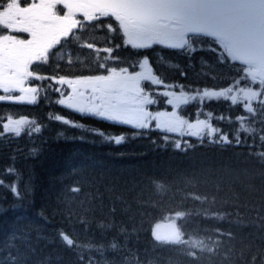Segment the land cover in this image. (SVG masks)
<instances>
[{
    "label": "snow or ice",
    "instance_id": "obj_1",
    "mask_svg": "<svg viewBox=\"0 0 264 264\" xmlns=\"http://www.w3.org/2000/svg\"><path fill=\"white\" fill-rule=\"evenodd\" d=\"M0 92V101L29 104L55 96L50 103L82 120L130 133L53 114L80 131L73 139L215 153L183 167L81 161L48 186L31 173L25 180L13 159L14 179H0L11 197L0 200V264H177L176 254L187 264H236L237 253L264 264V0H0ZM212 102L238 114L214 116ZM39 127L27 116L0 117V150ZM30 154L39 159L42 146ZM181 184L214 189L213 204L228 192L204 218L232 217L247 237L219 225L187 231L189 213L162 202ZM194 198L207 203L209 194ZM159 210L171 213L165 233L159 223L145 227Z\"/></svg>",
    "mask_w": 264,
    "mask_h": 264
},
{
    "label": "trees",
    "instance_id": "obj_2",
    "mask_svg": "<svg viewBox=\"0 0 264 264\" xmlns=\"http://www.w3.org/2000/svg\"><path fill=\"white\" fill-rule=\"evenodd\" d=\"M96 39L103 41L104 37L102 34H98ZM154 55H159V53ZM49 99L54 101L56 97L52 96ZM49 99H44L42 93L41 97L32 104L0 103V117L11 114L14 118H18L20 115H23L41 126L38 130L31 129V135H28L26 132L18 138L10 137V145L7 141L4 142L6 147L0 150V179L4 181L5 186L14 179L6 171L7 167L13 163V159L15 167L21 170L25 180L31 173L35 175L38 183L48 186L49 180L61 175L67 176L70 166L81 161L95 162L116 170H131L149 165L155 166L157 163L164 161H171L174 166L183 167L194 155L215 154L208 150L207 146L205 148H198L196 153L189 151L187 156L183 152L172 148H169L167 151L156 150L149 144L147 139L128 140L121 145H116L115 143L109 144L99 140L93 142L90 135H88L85 141L73 139V137L81 135L80 131L72 129L70 126L62 125L58 121L51 120L50 117L53 114L65 115L69 119L84 123L91 128L104 130L112 135L120 134L121 132L128 135L130 133L126 127L112 126L107 122H100L94 119L82 120L79 114L62 109L59 105L50 103ZM167 108L171 111V106H167ZM211 110L214 116L238 114L229 113L228 104L223 102H212ZM189 111L194 113L195 109L192 108ZM203 118L201 116V119ZM219 126L228 130L227 121L221 122ZM153 135L155 136V133ZM33 146H42L43 148V154L39 159L30 154ZM231 154L232 150H229L224 155L229 156ZM5 186H0V200H3L5 197L11 199ZM214 192V189L204 185L184 186L181 184L178 185L174 192L170 191L162 197L163 208H180L182 211L189 213L184 220L186 230L189 232L197 229L213 228L219 225L224 230L231 229L235 232L237 240L241 236L246 238L248 229L231 223L230 221L234 220L232 217L227 218L223 222L219 220H205L206 210L221 207L223 199L229 195L228 192H221L217 195L216 203L213 204L211 194ZM205 193L209 194V201L207 203L197 201L194 198L196 195L203 196ZM170 215L171 213L168 211H156L148 217L145 227L155 226L157 223L168 220L167 217ZM82 239L86 240L87 236H82ZM146 243L147 241L142 236L141 245H146ZM259 243L260 241L257 239L256 244L258 245ZM175 258L177 264H187L182 256L176 254ZM246 261L247 257L240 258L239 253H237L236 264H246ZM202 264H210L207 257L202 260Z\"/></svg>",
    "mask_w": 264,
    "mask_h": 264
},
{
    "label": "rangeland",
    "instance_id": "obj_3",
    "mask_svg": "<svg viewBox=\"0 0 264 264\" xmlns=\"http://www.w3.org/2000/svg\"><path fill=\"white\" fill-rule=\"evenodd\" d=\"M168 220H165V221H163V222H160L159 224L161 225V231H160V229H159V231L161 232V233H165V232H167L169 229H168Z\"/></svg>",
    "mask_w": 264,
    "mask_h": 264
}]
</instances>
